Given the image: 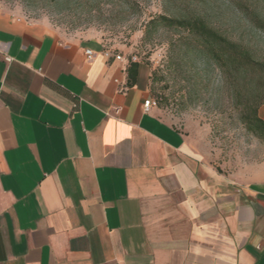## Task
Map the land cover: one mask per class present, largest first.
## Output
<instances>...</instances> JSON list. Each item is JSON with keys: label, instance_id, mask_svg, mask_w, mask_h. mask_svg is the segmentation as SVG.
<instances>
[{"label": "crops", "instance_id": "1", "mask_svg": "<svg viewBox=\"0 0 264 264\" xmlns=\"http://www.w3.org/2000/svg\"><path fill=\"white\" fill-rule=\"evenodd\" d=\"M106 50L0 9V264H264V173L219 171Z\"/></svg>", "mask_w": 264, "mask_h": 264}, {"label": "rangeland", "instance_id": "2", "mask_svg": "<svg viewBox=\"0 0 264 264\" xmlns=\"http://www.w3.org/2000/svg\"><path fill=\"white\" fill-rule=\"evenodd\" d=\"M0 9L146 63L160 114L219 171L264 173V141L242 119L264 97V70L222 67L206 39L164 20L200 18L264 62V0H0Z\"/></svg>", "mask_w": 264, "mask_h": 264}, {"label": "trees", "instance_id": "3", "mask_svg": "<svg viewBox=\"0 0 264 264\" xmlns=\"http://www.w3.org/2000/svg\"><path fill=\"white\" fill-rule=\"evenodd\" d=\"M164 20L168 21L170 24L176 23L182 27H187L206 39L209 44L211 55L222 67H235L240 71L243 66H248L250 68L259 67L260 70H264V62L256 60L250 49L237 42L230 41L217 31L211 29L202 19L175 20L164 17ZM261 26L264 28V21ZM138 64L139 62L132 60L129 63L127 69L129 85H134L136 82ZM263 104L264 97L248 103L242 119L246 128L264 141V119L259 114V109Z\"/></svg>", "mask_w": 264, "mask_h": 264}, {"label": "built area", "instance_id": "4", "mask_svg": "<svg viewBox=\"0 0 264 264\" xmlns=\"http://www.w3.org/2000/svg\"><path fill=\"white\" fill-rule=\"evenodd\" d=\"M86 53L88 55V58H92L94 55V51L91 49H87ZM111 54H112L111 50L107 49L105 51L106 56L110 57ZM115 59L120 60V61H125V57L123 54H116ZM156 105H157V101L154 98H149V99L145 100V102H144V107H145L146 111H150L151 108L156 106Z\"/></svg>", "mask_w": 264, "mask_h": 264}]
</instances>
